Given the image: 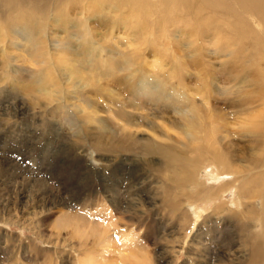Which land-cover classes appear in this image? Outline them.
I'll list each match as a JSON object with an SVG mask.
<instances>
[{"label": "bare ground", "instance_id": "1", "mask_svg": "<svg viewBox=\"0 0 264 264\" xmlns=\"http://www.w3.org/2000/svg\"><path fill=\"white\" fill-rule=\"evenodd\" d=\"M118 30L129 31L135 47L150 48L147 38L159 43L162 55L152 48L151 58L159 66H170L169 75L181 77L177 88L181 91L172 86V95L162 82L141 78L146 72L133 68L138 64L134 61L145 58L138 50L115 53L107 40H121ZM184 45L188 52L180 49ZM22 54L36 70L16 65ZM170 57L175 67L163 63ZM0 66L5 80L25 96L37 93L35 98L55 96L63 102L84 97L86 122L80 130L85 138L89 136L93 150L127 151L160 160L166 209L176 222L187 226L190 218L200 219L206 211L208 217L225 213L237 219L238 227L241 216L234 218L235 208L245 206L246 219L253 208L261 207L264 174L257 170L264 168V0H0ZM191 66L193 82L200 90L184 77ZM189 90L202 100H192L186 93ZM144 97L146 101L141 100ZM135 108L155 110L162 115L158 120L168 116L177 137L160 132V138L168 142L164 145L115 131L100 115L96 119L108 109L116 119L132 117L129 110ZM235 115L240 120L239 137L244 139L238 143L227 125ZM141 117L149 121L150 116ZM153 117L151 124L157 120ZM90 124L95 125V138L89 134ZM141 139L145 143L139 144ZM204 166H210L206 170L212 175H229L230 182L209 187L201 176ZM230 188L237 201L225 199ZM202 199L204 206L198 203ZM190 202L203 210L197 217L189 209ZM182 204L185 213L176 216ZM230 211H235L234 217ZM248 222L238 229L239 251L254 253L263 231L250 217Z\"/></svg>", "mask_w": 264, "mask_h": 264}, {"label": "rangeland", "instance_id": "2", "mask_svg": "<svg viewBox=\"0 0 264 264\" xmlns=\"http://www.w3.org/2000/svg\"><path fill=\"white\" fill-rule=\"evenodd\" d=\"M98 31L102 33L101 29ZM117 36L121 40H107L115 53L138 50L145 56L143 61H134L138 63L134 69L138 66L146 72L141 78L162 82L167 93L181 87V77L168 74L170 66H159L151 58L154 52L162 55L159 43L153 44L147 38L150 48L135 47L137 42L130 38L129 31L118 30ZM161 42L168 44V51L172 50L168 42ZM184 46L180 49L188 52ZM22 55V61L16 65L28 71L36 70L25 61L26 54ZM163 63L176 66L172 57ZM192 69L193 66L189 67L183 74L197 89ZM4 77L0 66V264H264L263 197L259 199L261 207L253 208L249 216L263 231L260 248L254 253L249 249L239 251L238 229H244L249 219L244 216L245 206L235 208V216H241L238 227L237 219L225 213L208 217L206 211L192 202L188 206L193 217L203 211L200 219L190 218L187 226L179 223L180 220L176 222L166 209L160 160L127 151L108 154L93 150L89 136L85 138L80 130L82 122H86L84 97L64 102L55 96L50 100L36 99L37 93L25 96ZM209 83L207 79L206 84ZM189 91L186 93L192 100L197 103L202 100L200 94ZM64 95L68 94L64 92ZM109 109L97 114L96 119L100 115L122 134L151 138L164 145L168 142L160 138V132L177 137L166 120L168 116L158 120L162 115L155 110L130 109L132 117L120 115L116 119ZM145 115L150 116L149 121L142 119ZM152 116L157 118L153 124ZM235 116L227 125L233 128L229 132H235L234 140L238 143L241 137L236 128L240 120L236 121L238 116ZM94 126L90 124L89 134L93 138ZM138 143L145 142L141 139ZM208 168L204 166L201 176L207 179L209 187L226 186L230 182L229 175H212L207 173ZM257 171L264 174V168ZM230 189L225 199H236L233 188ZM261 194L264 195L263 190ZM204 201L198 203L204 206ZM180 207L176 216L185 213V205ZM230 213L233 216L235 211Z\"/></svg>", "mask_w": 264, "mask_h": 264}]
</instances>
